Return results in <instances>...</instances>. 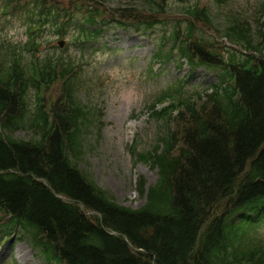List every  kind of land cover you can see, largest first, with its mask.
<instances>
[{
    "label": "trees",
    "instance_id": "obj_1",
    "mask_svg": "<svg viewBox=\"0 0 264 264\" xmlns=\"http://www.w3.org/2000/svg\"><path fill=\"white\" fill-rule=\"evenodd\" d=\"M46 1L32 0V8L45 16ZM78 1V14L54 3L46 13L50 28L63 36L82 15L78 40L85 47L107 19L88 9L86 0L72 2ZM143 2L142 12L116 10L112 22L145 31L163 20L171 23L163 18L164 0ZM203 9L198 3L183 7L194 16ZM253 17L231 15L224 31L245 46L255 47V39L263 38L256 46L260 50L264 25L257 32L254 26L264 19V0ZM171 37L185 42L179 24ZM29 45L38 49L35 40ZM194 49L201 47L193 41L181 51L190 52L192 61L195 55L201 63L221 67L217 54L197 56ZM29 51L30 59L17 47L0 46V233L19 229L45 260L67 264H264V59L232 60L235 84L223 90L217 86L200 103L183 99L186 108L176 116L174 104L162 110L150 106L168 129L159 136L162 149L157 145L150 157L159 169L158 180L147 191L141 181L147 203L134 210L117 204L78 166L86 151L84 128L91 121L87 106L77 100L78 66L65 51L43 57ZM47 92H57L49 106ZM171 95L163 92L157 102ZM23 128L34 132L30 140L14 136ZM57 194H68L77 203ZM81 203L100 212L102 220L87 216ZM106 228L123 236H111Z\"/></svg>",
    "mask_w": 264,
    "mask_h": 264
},
{
    "label": "rangeland",
    "instance_id": "obj_2",
    "mask_svg": "<svg viewBox=\"0 0 264 264\" xmlns=\"http://www.w3.org/2000/svg\"><path fill=\"white\" fill-rule=\"evenodd\" d=\"M62 1L69 4L71 0ZM256 1L200 0V3L210 5L221 26L230 15L240 12L248 14L252 20ZM106 3L115 9L144 7L140 0H107ZM179 4L178 0H171L174 14L179 13ZM0 29L13 41L26 40L25 22L17 13H4L1 4ZM165 30L166 27L160 24L146 33L111 25L103 38L90 47L84 60L85 79L90 85L80 98L93 109L94 115L84 136L86 151L80 167L119 204L134 209L146 203V198L139 193L140 180H145L148 187L158 178V169L140 160L139 155L154 148L159 133L165 128L162 122L150 116L146 104L161 88L182 79L189 71L186 64L180 68L176 60L162 66L151 60L156 51L155 41ZM217 40L224 43L221 38ZM224 45L230 44L225 42ZM41 49L43 52L51 50L47 45ZM195 75L193 85L215 81L216 78L204 68L198 69ZM33 133L24 128L15 135L28 140ZM0 264H44V261L30 242L17 234L0 247Z\"/></svg>",
    "mask_w": 264,
    "mask_h": 264
}]
</instances>
